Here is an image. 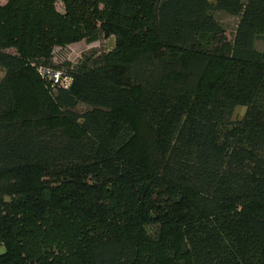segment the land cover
Segmentation results:
<instances>
[{
  "label": "trees",
  "instance_id": "trees-1",
  "mask_svg": "<svg viewBox=\"0 0 264 264\" xmlns=\"http://www.w3.org/2000/svg\"><path fill=\"white\" fill-rule=\"evenodd\" d=\"M0 66V264H264V0H0Z\"/></svg>",
  "mask_w": 264,
  "mask_h": 264
},
{
  "label": "rangeland",
  "instance_id": "rangeland-1",
  "mask_svg": "<svg viewBox=\"0 0 264 264\" xmlns=\"http://www.w3.org/2000/svg\"><path fill=\"white\" fill-rule=\"evenodd\" d=\"M245 2V0H241ZM3 2V1H2ZM56 7L59 11H63V5L61 2L56 4ZM211 14L217 20L219 25L225 30L228 39H232L234 32L236 30L239 16H232L223 11H212ZM113 40L112 37L104 39L101 38L98 41L88 43L84 40L76 41L68 44L65 47H55L53 50L54 60L56 62H61L64 60H69L72 63H76L81 55L85 52L93 51H104L108 50L112 46ZM256 47L261 49L263 44L261 42L256 43ZM5 74V69L0 66V79ZM77 111H83L86 109L84 104L77 105ZM245 112V107L237 106L231 119L234 121L243 117ZM0 250L4 251V248L0 246Z\"/></svg>",
  "mask_w": 264,
  "mask_h": 264
},
{
  "label": "built area",
  "instance_id": "built-area-1",
  "mask_svg": "<svg viewBox=\"0 0 264 264\" xmlns=\"http://www.w3.org/2000/svg\"><path fill=\"white\" fill-rule=\"evenodd\" d=\"M38 71L42 77L46 79L48 78L52 80L54 83H59L61 85L64 84V80L62 79V73L60 71H54L50 68H43V67H39Z\"/></svg>",
  "mask_w": 264,
  "mask_h": 264
},
{
  "label": "crops",
  "instance_id": "crops-1",
  "mask_svg": "<svg viewBox=\"0 0 264 264\" xmlns=\"http://www.w3.org/2000/svg\"><path fill=\"white\" fill-rule=\"evenodd\" d=\"M0 252H2V250H0Z\"/></svg>",
  "mask_w": 264,
  "mask_h": 264
}]
</instances>
